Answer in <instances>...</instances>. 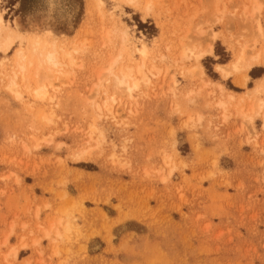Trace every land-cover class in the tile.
I'll return each instance as SVG.
<instances>
[{
	"label": "rangeland",
	"instance_id": "374dc122",
	"mask_svg": "<svg viewBox=\"0 0 264 264\" xmlns=\"http://www.w3.org/2000/svg\"><path fill=\"white\" fill-rule=\"evenodd\" d=\"M102 1L1 0L74 62L42 101L6 88L20 45L0 53V264H264V65L245 87L215 68L260 48L264 0ZM125 28L149 57L129 56ZM120 49L115 70L143 60L133 97L106 72Z\"/></svg>",
	"mask_w": 264,
	"mask_h": 264
},
{
	"label": "bare ground",
	"instance_id": "6f19581e",
	"mask_svg": "<svg viewBox=\"0 0 264 264\" xmlns=\"http://www.w3.org/2000/svg\"><path fill=\"white\" fill-rule=\"evenodd\" d=\"M122 1H124L126 4H129V5H134L137 2V0H122ZM152 1L153 0H148L146 2L147 4L145 3L146 4V6H145L146 10L145 11H148V9H150ZM157 2H158V0H156V3ZM94 3H95V5H94L95 7H96V5L97 6L99 5L100 7H101V5H103L102 0H94ZM0 6H1V0H0ZM96 9H97V7H96ZM121 26H122V24H121ZM21 28H23V27L20 26L18 20L15 22L14 28L10 27L9 24L4 20V12L0 9V53L8 54L13 49V46L16 43H18L20 45L18 47V49L15 50L16 51L14 54L15 55V62H14V66H13V72H11L13 75L11 77L10 84L7 85L6 88L8 87L7 89H9V91L14 92L17 89H19V87H21L20 85L22 83L25 85L24 86L25 90H27L29 93H32L33 97L35 99L42 100V101L45 99H49L50 93L48 91V88L50 87V89H52L53 85H54V81L56 82V80H60L61 77L67 76L69 74L67 72L68 70L65 71L67 69V68L65 69V67L67 66L66 61L68 60V65H69V64L74 62L73 58L71 57L70 53L64 52L63 49L58 46L57 41L54 38V36H52L53 33L51 31H45L44 34H42V35H36V34L33 35L32 34V36L25 37V35L23 33H21V31H20ZM126 29L127 28H125V30L123 31L124 33L120 31L121 35L123 33V35H122L123 38L121 36L120 37L123 39V42L127 46L129 56L137 53L138 56L140 57V60H141V58L142 59L146 58L148 56V51H147L148 47L146 48V44L141 42V44L138 46L135 43V41L131 39L130 34L128 33V31ZM256 29H257L256 30L257 35L259 36L260 40H258V41L254 40V42H255V44H258L260 46V48L253 46L252 50L248 54L245 51V48H243L242 50H240L238 55L236 54L237 55L236 60L231 64V66L229 68L227 65H217L215 67L217 69V71L220 72V74L223 76L224 79H231V80L233 79L232 81L236 85H239L241 87L246 86V83H247L248 78H249L248 73L252 68L264 65V37L262 35L263 31H262L261 25L258 24ZM114 32H116V31H114ZM118 34H116V35H118ZM121 38H120V40L122 41ZM210 39L208 40L209 42L207 41L208 43H210L212 41L211 37H210ZM121 41H120V43H122ZM208 43H207V45L209 46L210 44H208ZM23 44H24V46H23ZM123 44H120V45H123ZM183 46L185 47V45H183V44H182V46H180V48H182V49H180V50H182L181 53H180V51L177 53L179 58L181 56H186V51L188 49H186V47H185L183 50ZM190 48H189V51L190 52L193 51L194 47L192 48V50H190ZM201 48H203V47H201ZM208 48L209 49H205L206 52L204 51L206 54L202 51L197 53V54L193 53L194 57H195L194 60H196L197 65H198V66L197 65L195 66V69L197 67L196 71L198 72V69H199L201 71L200 73H202V74H204V71H203L204 68L200 64V60L204 56H207L209 54H213V51H214V49L211 45ZM122 49L124 50V46L122 47ZM122 49H120L122 52L119 53L118 57L113 59L111 61V63H109V68H107L106 72H107L108 76L111 78L110 80H112V83L114 84V87L112 86L113 84L111 85L112 89L115 88L117 90V91L113 90L114 92L120 93V91H121L120 94H123L125 92V93H127V95H126L127 97L128 96L133 97L135 92L139 89L140 84L141 83L143 84V82L141 80L143 79V81H145L144 78H147V77H145L146 75L144 73H143L145 75L144 78H143V75L140 76L142 74V68L143 67L141 68V66H143L142 65L143 60L140 61L141 63L139 62L141 65H140V67L137 66L138 68H133V67L127 66V65L125 67L123 65L124 67L121 66L117 70H115L114 67L116 66V64L122 60V56H123L122 53L125 51V50L123 51ZM128 54L126 56H128ZM152 54H151V56H152ZM180 54H181V56H180ZM190 56L191 55H188V58H190ZM186 58L183 57L182 59L185 60ZM179 61H181V59H179ZM136 64H135V66H136ZM151 66L147 67V68L151 69L153 67V66L152 67ZM153 68H155V67H153ZM195 69L191 68L190 70H192V71L190 73H192V72L196 73ZM153 70H152V72H153ZM11 71H12V69H11ZM149 71H148V73L150 74ZM66 73H68V74L66 75ZM137 74H140L139 76L141 79L137 78V76H136ZM200 76H201V74H200ZM206 80H207V78H206ZM33 82L35 83V87H34V84H32ZM145 82H148V79ZM206 84H208V83H206ZM51 86H52V88H51ZM218 89H219V87H218ZM220 89L222 92H225V89L221 85H220ZM111 93H113V92H111ZM252 93H253V95L254 94L259 95L261 93H263V95H264V78L261 81L259 80L258 84L253 89ZM105 94L106 93H104V98L107 99L105 97L106 96ZM109 94H110V92H109ZM227 94H228L227 97H228L229 101H231L235 98V95L233 93H227ZM15 95H17L19 97L20 93L15 92ZM113 96L114 95L112 94L111 98H110V96L108 95L107 97H109V98L107 100H105L104 104H107L108 103L107 101L112 99ZM243 98H244V95H243ZM238 99H240V98H238ZM253 99H254V97H253ZM113 100H114V98H113ZM257 100L258 99H256V102H254L255 103L254 106L256 108V112L258 114H260V113L264 112V99H259L258 103H257ZM247 101H250V100L247 99ZM252 101H254V100H252ZM228 102L227 101L226 102L221 101V102H219V104L216 103L215 105H218V107H221L224 111H226ZM251 104H252V102H251ZM253 115H255V113ZM59 222H58V224H59ZM68 229H69V226L65 227V229H63V230L67 231ZM56 233H57V230H56ZM48 235H49V233L47 232L45 236H48ZM58 235L60 236V234H58ZM14 252H15L14 254H16V251H14Z\"/></svg>",
	"mask_w": 264,
	"mask_h": 264
},
{
	"label": "crops",
	"instance_id": "0c3cea01",
	"mask_svg": "<svg viewBox=\"0 0 264 264\" xmlns=\"http://www.w3.org/2000/svg\"><path fill=\"white\" fill-rule=\"evenodd\" d=\"M252 69H253V68H252ZM252 69H251V70H252ZM251 70H250V71H251Z\"/></svg>",
	"mask_w": 264,
	"mask_h": 264
}]
</instances>
